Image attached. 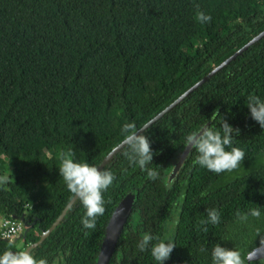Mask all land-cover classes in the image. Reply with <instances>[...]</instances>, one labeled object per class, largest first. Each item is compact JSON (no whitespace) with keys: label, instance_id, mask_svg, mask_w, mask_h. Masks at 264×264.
Listing matches in <instances>:
<instances>
[{"label":"trees","instance_id":"obj_1","mask_svg":"<svg viewBox=\"0 0 264 264\" xmlns=\"http://www.w3.org/2000/svg\"><path fill=\"white\" fill-rule=\"evenodd\" d=\"M262 30L264 0H0V218L28 222L20 246L0 236V254L36 242L73 196L59 175L61 152L97 166L125 123L140 128ZM249 95L264 100V36L145 129L158 179L119 149L102 168L115 180L95 229L83 227L75 200L33 257L95 264L113 210L133 193L108 264H158L138 250L145 232L175 242L163 264H212L217 244L258 264L246 256L264 241V129L250 117ZM214 114L209 126L219 128L221 117L240 130L233 146L245 152L241 168L213 173L190 150L169 189L186 137ZM207 209L219 223H200Z\"/></svg>","mask_w":264,"mask_h":264},{"label":"clouds","instance_id":"obj_2","mask_svg":"<svg viewBox=\"0 0 264 264\" xmlns=\"http://www.w3.org/2000/svg\"><path fill=\"white\" fill-rule=\"evenodd\" d=\"M197 17L201 22L211 21V16L203 12H198ZM246 106L251 119L256 121L261 129H264V100L256 95H249ZM219 124V128L206 124L198 132L189 134L185 141L186 148L189 151L195 150L197 153L193 163L216 174L232 172L241 168L245 159L244 150L233 146V135L239 134L240 130L233 128L221 117ZM145 132V128H137L134 122L125 123L121 127L123 139L119 148L123 150L122 154L128 159L130 165H138L141 171L146 172L147 178L154 181L159 178V173L155 168L149 167L152 165L154 152ZM74 157L75 153L72 150L61 152L59 175L63 178L69 192L73 194V198L79 200L85 209L81 219L83 227L95 229L97 218L105 213L103 193L113 184L115 174L87 162H78ZM0 179L6 180V178ZM166 187L170 189L171 183ZM206 212L207 219L200 222L202 225L219 223L220 213L216 209H207ZM250 215L259 218L261 212L259 208H254L250 210ZM237 216L241 220L248 218L247 215L241 214L239 211ZM202 230L208 231L206 226ZM85 234L87 235V233ZM261 244H264V241H261ZM137 247L141 252L150 250L155 261L158 264H163L169 259L176 244L171 240L165 242L145 232ZM259 251V249L254 250L248 259H253ZM211 256L212 264H245L239 251L223 247L220 244L213 247ZM0 264H47V261L45 259L37 261L29 250L15 252L5 250L3 254H0Z\"/></svg>","mask_w":264,"mask_h":264},{"label":"water","instance_id":"obj_3","mask_svg":"<svg viewBox=\"0 0 264 264\" xmlns=\"http://www.w3.org/2000/svg\"><path fill=\"white\" fill-rule=\"evenodd\" d=\"M262 36H264V30H262L258 35L254 36L252 39H250L247 43H245L243 46H241L239 49H237L234 53H232L228 58L223 60L220 64L215 66L213 69H211L205 76H203L201 79H199L196 83H194L191 87H189L186 91H184L181 95H179L174 101H172L169 105H167L164 109H162L159 113H157L154 117H152L150 120H148L145 124H143L140 128H148L152 123H154L156 120L161 118L166 112H168L170 109H172L177 103H179L183 98H185L187 95H189L192 91H194L197 87H199L201 84L206 82L211 76H213L216 72L221 70L224 66H226L229 62H231L233 59H235L238 55H240L243 51H245L250 45H252L255 41L260 39ZM215 117V114L204 123V125L208 124L210 125L212 119ZM203 125V126H204ZM201 129V127H200ZM198 129V131L200 130ZM196 131V132H198ZM121 143V142H120ZM119 144H117L115 147L112 148L110 152H108L101 162L97 165L98 168L102 169L105 164L109 161V159L120 149ZM190 151L188 148H186V145L183 147V149L178 154V157L176 161L174 162V165L169 173L168 176V183H170L174 178L179 170L180 166L182 165L184 159L188 155ZM186 189L183 190V194L181 197V201H184L185 198ZM135 199V194L133 193H127L122 200L118 203V205L113 210L107 224L105 227V233L104 237L98 252L97 260L95 264H108L111 256L114 252L116 243L119 239V236L122 232V229L124 227V224L126 223L133 207V202ZM76 199L71 197V199L68 201L66 206L63 208L60 215L56 218V220L51 224V226L45 230L40 238L27 246L24 250H31L33 247L37 246L39 243H41L48 235L49 233L59 224L60 220L65 216L67 210L69 207L75 202ZM23 219V215L21 217ZM28 226V224L26 223ZM25 225V226H26ZM25 232V230H24ZM24 232L22 234H24ZM21 234V236H22ZM115 235V238L113 236ZM18 240V239H17ZM15 243V242H12ZM259 249L260 251L255 254L254 258L249 260L248 257L250 254L254 253V250ZM15 252V251H14ZM264 259V244H260L253 249H251L246 256L247 261H257Z\"/></svg>","mask_w":264,"mask_h":264},{"label":"built area","instance_id":"obj_4","mask_svg":"<svg viewBox=\"0 0 264 264\" xmlns=\"http://www.w3.org/2000/svg\"><path fill=\"white\" fill-rule=\"evenodd\" d=\"M28 222L22 218L1 217L0 218V236L9 241L16 242L17 239H21V234L24 232V228ZM26 225V226H25Z\"/></svg>","mask_w":264,"mask_h":264},{"label":"rangeland","instance_id":"obj_5","mask_svg":"<svg viewBox=\"0 0 264 264\" xmlns=\"http://www.w3.org/2000/svg\"><path fill=\"white\" fill-rule=\"evenodd\" d=\"M261 159H263L264 160V156L261 158ZM262 163H264L263 161L261 162V163H259V164H262ZM254 166V165H253ZM259 228V227H258ZM262 229H263V226H262ZM261 230V228H259V231ZM168 235V233H166V236ZM15 244L17 245V246H20L21 245V240H17L16 242H15ZM258 264H264V259L263 260H261V261H259L258 262Z\"/></svg>","mask_w":264,"mask_h":264},{"label":"flooded vegetation","instance_id":"obj_6","mask_svg":"<svg viewBox=\"0 0 264 264\" xmlns=\"http://www.w3.org/2000/svg\"><path fill=\"white\" fill-rule=\"evenodd\" d=\"M26 227H28V226H26ZM26 227L23 229V230H25L26 229ZM21 240V239H20Z\"/></svg>","mask_w":264,"mask_h":264}]
</instances>
